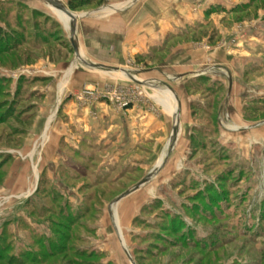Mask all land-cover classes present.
Segmentation results:
<instances>
[{"label": "rangeland", "instance_id": "rangeland-1", "mask_svg": "<svg viewBox=\"0 0 264 264\" xmlns=\"http://www.w3.org/2000/svg\"><path fill=\"white\" fill-rule=\"evenodd\" d=\"M124 1L69 9L76 56L66 15L44 0H0V264H31L18 259L31 230L58 240L52 250L65 245L51 264H264V0L216 1L152 58L88 67L103 59L84 42L97 39L88 20ZM180 44L196 46L194 65L170 64Z\"/></svg>", "mask_w": 264, "mask_h": 264}, {"label": "crops", "instance_id": "crops-1", "mask_svg": "<svg viewBox=\"0 0 264 264\" xmlns=\"http://www.w3.org/2000/svg\"><path fill=\"white\" fill-rule=\"evenodd\" d=\"M216 1L220 0H207L202 6H197L195 0H127V2L124 1L117 5L114 4V6L107 3L104 5V8L99 11L102 13L104 12L103 14L97 17L94 16L88 20L90 22H88L87 27L96 31L97 39L90 40L86 38L84 41H87L89 46L93 43V48H97L99 54L101 50V54L103 52V59H99L98 62L84 61L85 63L83 62V64L88 67H91L89 64L106 66L109 69L91 68L97 71L112 72L117 71L118 69L116 67H109L107 64L109 65V63L115 62L116 64L121 65L129 56L135 57L138 55H147L152 58L153 50L163 43L166 35L169 33H177L175 37H178L180 36L178 34H185L189 32V30L196 29V26L198 27L199 24H202L201 22L204 21L203 19H205L206 16H212L214 14V11H212L213 9L207 10L206 8L209 4L215 3ZM61 18L64 21L67 20L65 15H62ZM194 47L196 46H193V44L192 46L189 44L177 45L175 49L176 51H172L169 55V58H173L170 64H176L183 68L189 65H194L197 60L200 59V54L195 53L194 50H192ZM213 53L214 52L211 54L213 55ZM210 57L212 58L213 56ZM73 67L74 66L72 65L69 68V71H71ZM145 70L154 71L151 67H148ZM120 72L123 73L122 70H120ZM180 74L185 75V70L181 71ZM84 78L90 77L86 76ZM100 78H102V76H100ZM134 80L136 79L134 78ZM136 82L139 81L136 80ZM229 83H231L230 78ZM103 87V84L97 83V87L95 88L97 91L101 90V92H103L105 90ZM169 92L171 93L170 90ZM171 94L172 95L165 93L163 95L165 101L162 103L163 108L170 114L174 112V108L171 106V100H174L171 97L173 96V93ZM96 100H98L96 103L100 102L99 98ZM137 102L138 100L135 99L130 100V103H132L130 111L134 113L136 112L137 114L135 116L140 118L144 117L141 118L139 122L146 123L145 118L148 117V114L144 111L141 113ZM178 102L179 101H177V103ZM83 103L85 104V102H82V104ZM77 106L79 107V104ZM101 107L102 109L106 108L100 103L96 108L100 110ZM88 108H90V105H88V107H82L81 115H84L85 113L89 114ZM73 112L74 111H72V114H69L71 118L73 117ZM70 121L73 120L70 119ZM81 121V123H85L84 120ZM87 122H89V118ZM78 125L81 126L83 130L84 128L87 129L89 127L87 123L84 125L86 127L82 124ZM82 135H84L83 132H81V136Z\"/></svg>", "mask_w": 264, "mask_h": 264}, {"label": "trees", "instance_id": "trees-1", "mask_svg": "<svg viewBox=\"0 0 264 264\" xmlns=\"http://www.w3.org/2000/svg\"><path fill=\"white\" fill-rule=\"evenodd\" d=\"M105 1L106 0H67V6L71 10H77V9H80L83 7L90 6L93 3L100 5V4H103ZM1 39L2 38L0 36V49H3V50H1L0 53H2L3 55H6L7 53H6L5 46H7V45L5 44V46H3V43H2L3 41ZM10 49L12 51H14L16 49V45ZM2 178H3V176H2ZM0 182H1V179H0ZM31 234H33V236H34L33 242L30 245L31 248L21 251L22 253H24L23 255L21 254L22 258L20 256L18 257V255H15L18 257V259H20V262H24L22 260V259H24V260L29 261L31 264H51L52 263L51 261L54 260L55 257L59 256V254H61L63 250H65V245H63V246L59 245L58 247H56L55 250H52L51 247H54V245L56 243H58V240L57 241L54 240V238L51 237V235H49V236H44L41 234L37 235V233H33V230H31ZM1 238H3V240L6 239V237L4 235H2ZM3 240L0 239V250L4 251L5 249L3 247H1ZM36 246L40 247V249L42 250V255L35 253L34 247H36ZM0 257H1V254H0ZM63 259H65V258H63ZM48 260H50V262H48ZM0 263H1V258H0ZM64 264H68L67 261Z\"/></svg>", "mask_w": 264, "mask_h": 264}, {"label": "water", "instance_id": "water-1", "mask_svg": "<svg viewBox=\"0 0 264 264\" xmlns=\"http://www.w3.org/2000/svg\"><path fill=\"white\" fill-rule=\"evenodd\" d=\"M44 1L47 4H49L51 7H53L56 10L62 12L70 20V22H69V40H70V43H71V46H72V49H73L74 53L76 54V56H79L78 45H77L76 38H75V19H76L75 18L76 17L75 14H73L69 9H67V7L60 0H44ZM89 66L95 67V68H106V69H109L106 66H99V65H95V64H89ZM176 107H177L176 108V112H175V114L172 115L173 126H172V132H171V139H170V143H169V147L167 149V152H166V154L164 156V160L167 157V155L169 154V152L171 151L172 146L174 145V142L176 140L177 133H178V112H179V104L178 103H177ZM160 166H158V168ZM151 175H152V172H150L148 175H146L143 179H141L132 188L124 191L123 193H121L115 199V202H118L120 199L124 198L125 196H127L130 193H132L135 190H137L141 185H143L144 183H146L150 179ZM115 231H116V233H118V231L116 229H115ZM130 262H131V264H135V262L131 258H130Z\"/></svg>", "mask_w": 264, "mask_h": 264}, {"label": "built area", "instance_id": "built-area-1", "mask_svg": "<svg viewBox=\"0 0 264 264\" xmlns=\"http://www.w3.org/2000/svg\"><path fill=\"white\" fill-rule=\"evenodd\" d=\"M197 2H199V3H201V2H203V1H205V0H196ZM117 100H119L118 98H116ZM120 101V100H119ZM118 102V101H117ZM120 103V106H124V105H126L127 104V101H125V102H123L122 100L119 102Z\"/></svg>", "mask_w": 264, "mask_h": 264}, {"label": "bare ground", "instance_id": "bare-ground-1", "mask_svg": "<svg viewBox=\"0 0 264 264\" xmlns=\"http://www.w3.org/2000/svg\"><path fill=\"white\" fill-rule=\"evenodd\" d=\"M60 14H63L62 12L58 11ZM64 15V14H63Z\"/></svg>", "mask_w": 264, "mask_h": 264}]
</instances>
